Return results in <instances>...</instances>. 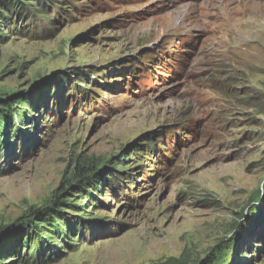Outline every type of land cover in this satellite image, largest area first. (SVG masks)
<instances>
[{
  "label": "rangeland",
  "instance_id": "rangeland-1",
  "mask_svg": "<svg viewBox=\"0 0 264 264\" xmlns=\"http://www.w3.org/2000/svg\"><path fill=\"white\" fill-rule=\"evenodd\" d=\"M2 1L0 264H264V0Z\"/></svg>",
  "mask_w": 264,
  "mask_h": 264
},
{
  "label": "trees",
  "instance_id": "trees-1",
  "mask_svg": "<svg viewBox=\"0 0 264 264\" xmlns=\"http://www.w3.org/2000/svg\"><path fill=\"white\" fill-rule=\"evenodd\" d=\"M1 3H3L2 0H0ZM6 2V1H4ZM25 6L29 5V4H24ZM31 5V4H30ZM3 7H6V5L4 4ZM0 129H1V126H0ZM97 169H98V165H97V162H88V163H82L78 166V168L76 169V176L77 178L80 179V182H83V181H88V183H91L93 182V186H97V184H99L101 182V178L99 177V174H97ZM93 180V181H92ZM85 189L82 187V188H79L78 189V192H84ZM86 193V192H85ZM87 194V193H86ZM89 195V194H87ZM174 262H170V264H187V262H183L182 260H173Z\"/></svg>",
  "mask_w": 264,
  "mask_h": 264
},
{
  "label": "bare ground",
  "instance_id": "bare-ground-1",
  "mask_svg": "<svg viewBox=\"0 0 264 264\" xmlns=\"http://www.w3.org/2000/svg\"><path fill=\"white\" fill-rule=\"evenodd\" d=\"M234 4V3H233ZM233 9V8H232Z\"/></svg>",
  "mask_w": 264,
  "mask_h": 264
}]
</instances>
